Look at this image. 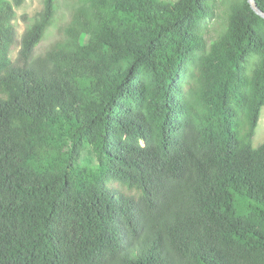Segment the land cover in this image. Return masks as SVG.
Wrapping results in <instances>:
<instances>
[{
    "label": "trees",
    "instance_id": "1",
    "mask_svg": "<svg viewBox=\"0 0 264 264\" xmlns=\"http://www.w3.org/2000/svg\"><path fill=\"white\" fill-rule=\"evenodd\" d=\"M25 1L0 0V264H264L249 1L209 47L212 0H42L19 35Z\"/></svg>",
    "mask_w": 264,
    "mask_h": 264
},
{
    "label": "rangeland",
    "instance_id": "2",
    "mask_svg": "<svg viewBox=\"0 0 264 264\" xmlns=\"http://www.w3.org/2000/svg\"><path fill=\"white\" fill-rule=\"evenodd\" d=\"M176 1V0H170ZM236 0H212L214 6V15L205 20L202 27V33L205 38L207 47L211 44L212 41L219 38L225 31L228 23V13L232 5ZM42 0H26L25 3L17 8L18 13V31L19 35L25 30V23L22 20V15L27 14L28 16H34L42 8ZM60 21H56L53 27H51L47 37L39 45L38 51H41L48 47V45L59 36L58 26L64 23L69 16L68 7L64 4H61L58 11ZM19 48H16L12 53V58H15ZM256 65V59H251L249 63V70L252 71ZM193 69V66L190 67V70ZM189 78V77H188ZM264 143V107L261 112L259 125L257 126L256 133L253 137L252 144L254 147H257ZM82 162L94 166L97 164V157L92 148H88L83 152Z\"/></svg>",
    "mask_w": 264,
    "mask_h": 264
},
{
    "label": "water",
    "instance_id": "3",
    "mask_svg": "<svg viewBox=\"0 0 264 264\" xmlns=\"http://www.w3.org/2000/svg\"><path fill=\"white\" fill-rule=\"evenodd\" d=\"M248 1L251 4L252 8L264 18V11L260 9L256 0H248Z\"/></svg>",
    "mask_w": 264,
    "mask_h": 264
}]
</instances>
